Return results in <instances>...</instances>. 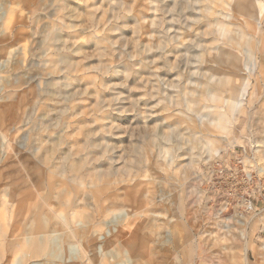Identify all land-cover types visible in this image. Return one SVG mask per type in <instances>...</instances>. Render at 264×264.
<instances>
[{"label":"rangeland","instance_id":"obj_1","mask_svg":"<svg viewBox=\"0 0 264 264\" xmlns=\"http://www.w3.org/2000/svg\"><path fill=\"white\" fill-rule=\"evenodd\" d=\"M163 1L161 10L151 4L146 19L151 30L163 16L170 33L173 0ZM127 5L0 0V226L4 241L23 243L1 245L0 264H239L247 236L255 247L252 263L264 264L262 115L236 121L230 137L210 126L195 128L200 113L190 110L184 94L205 91L215 42L205 37L199 45L185 33L183 43L191 40L196 49L183 46L175 56L164 46L152 56L149 41L134 35ZM205 5L179 0L176 10L200 13ZM53 32L63 41L52 39ZM104 36L124 52H97L95 38ZM138 38L139 51L132 44ZM147 61L163 99L151 93ZM197 99L196 111L212 113V101ZM149 119H157L168 141L152 143ZM204 137L216 153H208ZM81 160L85 167L72 170ZM47 168L59 173L54 170L56 185L44 201L39 193L50 190ZM96 171L107 174L98 178ZM66 177L78 191L68 189ZM38 225L42 231L35 233ZM35 238L44 244L40 254L31 251Z\"/></svg>","mask_w":264,"mask_h":264},{"label":"bare ground","instance_id":"obj_2","mask_svg":"<svg viewBox=\"0 0 264 264\" xmlns=\"http://www.w3.org/2000/svg\"><path fill=\"white\" fill-rule=\"evenodd\" d=\"M178 1L179 0H173V3H172L173 8H171L168 11L169 17H170L168 24L171 26L170 28L175 26V29L173 31H170L169 33V31H167L168 27L167 28L164 27L166 24L164 26L161 25L163 23L161 22V20H163V16L161 17V20L159 19L160 21H157V23L152 21L151 25L153 29L151 30L149 28L150 26H148V20L146 19L147 11L150 9L151 4L154 5L155 3L156 10H161L162 9L161 7H163L164 5H167L166 3H164V1L162 2V0H151V1L150 0H128L127 11L131 14L130 17L133 20V24L132 23L131 24L134 25L133 31H134V35L136 34L135 37L136 36L138 37V35L141 34L146 38L147 41H149V46L151 49L150 53L153 52L152 56L156 55V51L158 48H163L164 46H166L167 48H170L169 50L170 53H173L175 56H178L177 52H179L183 46L185 47V49H187L190 52L196 49L195 43L191 40L190 42L183 43L182 40L186 36L185 33H187L191 37H194L197 40V44L199 45L202 41H204L205 37H211L212 41L215 42L216 45H212V62L211 64H208L205 67L207 69V77L202 83L205 85V91L199 95H194V94L190 95L188 93L184 94L185 95L184 99L186 100L188 106L190 107V110L197 112L198 114L200 113L198 115L199 118H197L198 121L192 123L194 124L193 126L195 128H200V126H204V125L206 127L210 126L212 127V129L226 134L227 135L226 137H230L231 135H233V124H235L236 121L243 125L247 119L249 121L250 119L253 120L255 115L259 114L260 116L262 115L261 122L263 123V125L261 127V132L264 135V91L262 90V87L264 86V0H206V5L202 9L199 8L201 10L200 13L195 12L193 8L190 9L189 7L188 9L184 10L183 15L185 16V18L183 15H181L179 11H178L179 12L178 14L176 10ZM182 3H186V2L184 1ZM97 5H100V4L97 3ZM97 5L95 6L97 7ZM97 9L98 8H96V11ZM153 9L154 8H152V10ZM91 13L92 15H94L93 12ZM88 17H90V15ZM238 21H241L240 26L236 25V22ZM201 27L203 29L202 33L199 31ZM184 28L186 30H183ZM236 29H238V36L233 35V34H236V33H233V31ZM171 32H174V34H171ZM59 35L55 33L52 34V39L57 40V42L58 40L63 41V39ZM95 39H96V45L98 48L97 52L99 51L101 54L103 52V49H107L115 53L119 52L120 55L122 54V52H124L121 50L122 48L118 49L117 47L112 46L111 44L113 43L109 37H105V38L96 37ZM132 44L133 45L135 44L136 49L139 51V46H140L139 38L137 40V44L136 43H132ZM133 45L132 47H134ZM60 46L62 47V45ZM236 48L242 50L243 53L238 52ZM257 53L259 55H257ZM145 62L146 61H144V63ZM152 62L157 63V59L155 58ZM164 64L168 65L170 69L174 68L172 61L166 60L164 61ZM125 66H128V65H125ZM146 68L148 69V71L147 70L146 71L148 72L149 77L147 75L146 76L153 83L152 88H151L152 90L151 93L156 94V96L158 95L157 97L159 99H163V97L165 96V92H163L161 89L159 79L155 78V73L150 70L148 61H147ZM142 73H145V72H142ZM196 98H198L197 100L212 101V113L210 111H201V112L196 111V109L193 106V103L196 101ZM182 107L184 106L182 105ZM183 117H187L188 120L191 121L188 115H184ZM179 119L184 120V118H179ZM199 123L201 125H199ZM148 126H149V130L151 131L152 143L156 145H159L161 143L163 144L165 142V138L167 139V136H165L166 134L163 135V133L161 132L159 125L157 123V119L156 121L150 120V123ZM193 126H190V127H193ZM248 132L250 133V131ZM204 138L206 142L208 138L206 137ZM249 139L251 140V138ZM206 143H207L206 146H207L209 154H213L217 152V150L213 146V140L211 138H209ZM263 144H264V140H263ZM249 146L251 147L250 144ZM163 150L166 154H169L172 152V150L169 147L164 148ZM178 154L179 153H175L174 155L175 157L179 156L178 158H180V154L179 155ZM66 159L67 158H64V160ZM47 160H49V157H47ZM44 164L46 165L49 163L46 161ZM158 165H162V162H159ZM84 167H85V161L83 160L73 163L71 165L72 170H74L75 172L81 171V169ZM54 170L56 173H59V170H57L56 168L55 169L47 168V173H48L47 183L49 185L50 190L48 191L43 190L42 193H39L40 194L39 199L41 200L46 201L50 193L52 192L51 189L56 185V182H54L53 180L55 178ZM110 171L111 170H109V172ZM88 173L89 175H92L90 171H88ZM94 174H95V177L100 178L101 175L104 174V172L101 173V172L96 171L94 172ZM105 174H107V172ZM108 176L106 175L105 178H107ZM66 178L63 181V183L67 184L68 189L70 188L71 190L77 189L78 191V187L77 186L76 188L73 187L72 186L73 182H71V180H69L68 178L66 179ZM93 180H96V179L93 178ZM106 185L107 183L105 182L100 183L99 185H96V190H95L96 194H99L101 191H103V189L106 188ZM60 196L62 195L60 194ZM39 230H41L40 225L37 226L35 233H37ZM0 234H1L0 235V246L2 245V248L6 246L7 248H10V246L12 245H15V247L17 248L23 245L22 240L15 244H14V241L13 243L10 242V240L4 241L3 240L5 236L4 226H0ZM43 249H44V244H42L40 241H38L37 238H35L31 246L32 253L40 254L43 251ZM250 249H252V251H255V247L252 245V240H250L249 236H247L244 239V247L243 249H241L242 250L241 253L240 251L238 252L240 254L237 257H239L241 261L239 264H253L251 261ZM0 250H1V247H0ZM230 250L232 251V248ZM232 254L234 255V252ZM254 255H255V252H254ZM262 256H264V254Z\"/></svg>","mask_w":264,"mask_h":264}]
</instances>
